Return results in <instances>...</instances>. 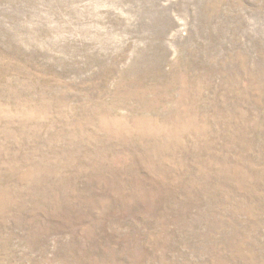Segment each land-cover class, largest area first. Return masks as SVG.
<instances>
[{
    "label": "rangeland",
    "instance_id": "obj_1",
    "mask_svg": "<svg viewBox=\"0 0 264 264\" xmlns=\"http://www.w3.org/2000/svg\"><path fill=\"white\" fill-rule=\"evenodd\" d=\"M0 264H264V0H0Z\"/></svg>",
    "mask_w": 264,
    "mask_h": 264
}]
</instances>
